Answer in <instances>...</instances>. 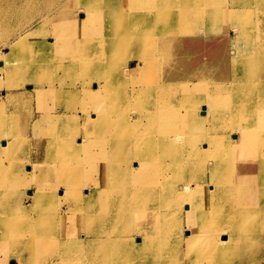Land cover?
<instances>
[{"label":"bare ground","instance_id":"6f19581e","mask_svg":"<svg viewBox=\"0 0 264 264\" xmlns=\"http://www.w3.org/2000/svg\"><path fill=\"white\" fill-rule=\"evenodd\" d=\"M61 1L51 0L33 15V19L43 18L30 31H2L0 45L8 50L3 64L7 65L6 76L15 86L31 85L41 90L45 77L62 68L69 38L92 34L97 39L105 37L103 40L111 48L121 44L114 35L117 26L113 22L117 10L128 0ZM159 1H169L159 4L171 7L173 0ZM211 3L214 15L209 11ZM229 3L186 0L184 8L191 10L183 8L175 15L170 12L165 16L160 13L165 26L153 19L154 27L140 28L138 34L130 36L133 49L111 56L109 52L110 60L93 66L95 71H89L88 76L94 82L89 77L83 80L87 73L81 69L83 87L79 86L76 93L81 103L80 130L92 141L79 138L75 144L67 140L79 133L75 111L67 115L57 111L56 106L42 108L37 116L41 123L33 129L46 125L58 131L56 140L47 143L48 148L62 142L49 155L58 177L52 180L42 174L51 168L49 164L39 167L38 162H33L36 171L30 167L24 175H18L15 165L14 171H3L4 166H0V178H4L0 179V264H10L17 255L21 259L18 264H219L220 250L215 240L221 235L228 207L235 208L238 226L256 225L254 214L264 223V205H256L252 199L260 187L251 179L260 174L247 166L264 165V0ZM5 13L13 16L7 10ZM75 13L82 17L73 18ZM222 23H228L232 32L223 34L221 39L222 32L218 31ZM145 34L151 36L146 44ZM46 37L48 43L41 42ZM144 46L138 67L127 68L122 74L127 58ZM225 48L233 51L228 60L223 55ZM49 60L53 61L50 73L42 68ZM156 61L161 64L156 65ZM101 74L103 82L99 81ZM154 79L155 88L171 95L182 92L184 114L157 108L151 114L140 109L139 116L131 121L125 113L119 121H104L99 105L104 88L130 86L134 89L132 96L144 100L143 95L150 97L151 93L141 90L142 86ZM138 83L143 85L139 87ZM21 96L35 98L25 93L0 101L1 125L29 100H19ZM62 104L58 100L57 105L65 109ZM143 118L145 121H140ZM233 118L237 120L234 122ZM233 130L237 131L238 140L232 137ZM96 136L105 144L107 157L93 166L87 179L80 163L70 161L66 154L80 156L82 150L97 142ZM9 142L10 146L5 147L2 141L0 161L3 153L10 150L11 161L16 160L13 155H17V142ZM223 170L226 176L222 175ZM29 186L31 193L23 195V189L18 190ZM231 186L237 190L233 198L228 196ZM59 187L61 194L56 195ZM85 221L90 226L82 233ZM73 222L77 223V241L67 243L65 236L68 229L72 231ZM185 229L188 233L182 236ZM63 231L67 233L64 236ZM53 243L57 244L52 247ZM40 246L49 251L40 253ZM35 249L42 257L35 254ZM73 249H77V254L68 251Z\"/></svg>","mask_w":264,"mask_h":264},{"label":"rangeland","instance_id":"374dc122","mask_svg":"<svg viewBox=\"0 0 264 264\" xmlns=\"http://www.w3.org/2000/svg\"><path fill=\"white\" fill-rule=\"evenodd\" d=\"M41 1L45 2V3H41ZM50 1L51 0H29V3H22L23 0H17V2H14V3L11 1L9 3H7V2L1 3L0 2V40L2 39V37H1L2 31H4V32L5 31H8V32L30 31L43 18V17H39V18L33 19L34 18L33 15H36L37 13L41 12L43 10V8L46 7L47 3H49ZM94 1L95 0H92V3H94ZM176 1H178V3ZM217 1H219V0H217ZM229 1H230L229 4L233 5V0H229ZM171 2H172L171 7H168V6L163 7L159 3H169V1L161 2L159 0H149V1L148 0H128L127 4H125L123 7L120 6L119 10H117V14H116L115 21H114L116 24L114 22H113V24L117 26V29H116V32L114 35L119 40H121V44H119V45L117 44L115 46V48H111V46H108L107 43H105L106 41L103 40V39H105V37L103 39L102 38L97 39V37H94V35L92 36V34L91 35L90 34L89 35L88 34H86V35L82 34V35H77L74 38H69L67 40V42H68L67 48L64 51L65 53H63L64 57H66V58L64 60L62 59L63 60L62 68H59V70H57L53 75L49 74L45 77V82H44L43 88L41 90H38L36 88H32L31 85H26V87L25 86H15L14 81L12 79H9L6 76L7 75V71H6L7 65L5 66L3 64L4 57L6 56V52L8 51L7 47H5V46L3 47L0 45V101L3 100V98L6 96L15 97V96H19V94L21 95V94H25V93L30 94L31 96L35 97V98L29 99L26 96H21V98H19V100H23V101L26 99H29V100H26V102H24V104H22V106H19L20 109L16 108L11 113V115L9 116V118L6 120V122L3 125L0 124L1 125L0 126V149H2V146H4V143H5V147H9L10 145H8V144H10V142H9L10 140H14L15 142H17L16 143L17 150L14 149L16 151L17 155H15V154L13 155V157H16V160L11 161L12 150H10L9 152L6 153L7 156L5 155V153H3L4 159L2 161H0V166L3 165L5 168V170L3 169V171H7L8 169H11V171H14L13 169H14V165H15L16 166L15 171H17L18 175L21 173L23 174V172L25 170H27L30 167L32 168L34 166L32 164L33 162H38L39 167L40 166L42 167L43 165L49 164L51 166V168L44 169L42 174L44 176H47V178H49V179H52V180L56 179V176L58 174L56 172V169L54 168V163H52V161L49 159V155L51 153H53L52 152L53 149L60 146L62 142L56 143L54 145L52 144L50 147L47 148L48 142L56 140V137H57L56 134L58 133V131L55 130L54 127L49 128L46 125H41L36 130L33 129L35 127V125H38L39 123H41V121H39L40 119L37 116H39L41 114L42 108L47 107V105L49 107L56 106L57 111L62 110L65 113H68L67 115H69L70 113L75 111V114H78V116H79L77 118V124H80L78 126L79 133L77 135L75 134V136H73V138H72V135H73L72 134L70 138L67 137V140L71 139L70 141H73V143H75V144H77V139H79V138H84L86 141H90L91 139L89 140L86 136H84V134H82L83 133L82 130H80L82 128V116H81L80 109H79L81 103H80V100L77 99L76 93H77V89L79 88V86H81L80 89H82V87H83L82 85H80V83H82L80 76L84 74V73H82L83 72L82 70L85 69V72L87 73L84 75L83 80H88L89 78H91L88 76V72L91 71L94 73V71H95V70H93V66H95L98 62H102L103 60H105V61H106V59L110 60L109 52H110V56H111L114 52H115V54L116 53L118 54V52H121L123 54L124 52H127V50L130 51L131 48L133 49V46L131 45L132 44L131 43L132 37H130V36H135L136 32H137L136 34H138V32L141 30L140 28H145V29L147 28L148 29V26L154 27V25L152 23L153 19L155 21H160L161 25L165 26V24H163L165 21V18L162 16H165L166 14H169L170 12H172L173 15H175L176 12L177 13L181 12L185 8L188 9L187 6L184 8V5H187L186 0H173ZM61 3L67 4V0H62ZM41 4H43V7L39 8L38 6H40ZM208 4L209 3H205V5H208ZM222 4L223 3H215V5H217V6H222ZM72 8L69 7V9H72ZM6 10L11 12L13 14V16L7 17V15L5 13ZM178 10H180V11H178ZM188 10H191V7ZM214 10H215V7L211 3L209 11L211 13H213V15L216 13V11H214ZM166 11H169V12H166ZM160 13L163 15L160 16L161 15ZM25 16H27V17L25 18ZM81 17H82L81 13H75L73 16V18H75L77 20H79V18H81ZM119 18H121V19H119ZM210 18H211V22H212V17L210 16L208 19H210ZM208 19H206V20H208ZM128 26H129L130 30L127 28ZM221 26H222L221 29L219 27L218 28L216 27V28L220 29L218 32H222V34L220 35V37L222 39L223 34L230 35L232 30H231L230 26L228 25V23H222ZM148 34H145V44L148 41V39L151 38V36H149ZM127 35H129V38ZM48 38L49 37H46L43 40L41 39V42L48 43V41H47ZM226 39H228V41L230 40L229 37H225V40ZM86 43H87V45H86ZM141 48L144 49L145 46L140 47L138 50L135 49V54L132 57L127 58V60L125 62V66H124L125 69H123L122 74H124L126 72L127 68H131L132 66H133V68L138 67V64H139L138 58L141 57L142 54L144 53ZM231 53H233L232 48H227V49L225 48V52L223 53L224 58L226 60H228L230 58ZM84 54H86V55H84ZM77 55L79 58L77 57ZM70 56H72L70 58L71 60L69 59ZM73 57H75V58H73ZM125 58H126V55H123V59H125ZM56 64H58V63L56 62ZM155 64L160 65L161 61H156ZM52 66H53V61L49 60L45 64L42 65V68L46 69V72L48 70L50 73ZM7 69H8V67H7ZM225 72L228 73V68H226ZM56 74H58V75L56 76ZM103 77H104V75L101 74V78L99 81L102 80V82H103V79H104ZM90 80H92V82H94L95 79L92 77ZM155 80L156 79L153 80L154 82L152 80H151L152 82L148 81L145 85H143V83L140 84V86L143 85L142 86L143 88L145 87L144 89L142 88L141 90H146L147 93H151V95L148 94L150 97L143 95L144 100L142 97L139 100H137L136 97H133L132 95H133L134 89L133 90L130 89L131 88L130 86L127 87L126 89L123 87L121 88V86L120 87L109 86V87L104 88L103 93H102L103 97H100L101 102H99V105L102 108V113H103L102 115H103L104 121H107V123H108L109 121H112V119L117 120V118H118L117 121H119V117L122 116L123 113H125L127 118L131 121L132 118L139 116L138 110H140V109H145V110H147V113H151V114L153 113L152 111H154V108H157L158 110H163V109L164 110H167V109L171 110L172 109V111H174V113H177V112H175V110H178L179 112H182L184 114L185 110H184V106L182 103V92L179 91L178 94L176 92V93H173L172 95L168 94L169 93L168 91L166 93L165 90H163V89L155 88ZM59 82L60 83L62 82V85L59 84ZM26 84H29V82H27ZM89 84H91V83H89ZM138 86H139V83H138ZM138 86H136L135 89H137ZM26 88H28V89H26ZM156 90H157V92H156ZM161 92L162 93L164 92V94H162ZM106 93H108V94H106ZM145 94H146V92H145ZM9 95H13V96H9ZM48 95H51V97ZM79 96H80V94H79ZM81 97H83V95H81ZM157 97H158V99H157ZM57 99L60 100V103H63L62 106L65 107V109L57 105L58 104ZM155 99H156V104H154ZM123 100H125V101H123ZM47 101H48V104H47ZM161 102H163L165 104H163ZM37 103L39 104V106ZM119 103H120V105H119ZM131 103H132V107L130 106ZM112 104H113V106H112ZM167 104H168V106H166ZM169 104H170V106H169ZM179 104H180V106H179ZM105 105H107V106H105ZM154 105H156V106H154ZM67 107H69V109H68L69 111L66 110ZM137 107H139V108H137ZM179 108H181V109H179ZM129 111H130V113H129ZM93 112L94 111L91 110V113H93ZM118 113H120V114H118ZM1 115H3V113H0V117H1ZM68 120H70V119H68ZM233 120L235 122V120H237V118L236 119L233 118ZM140 121L144 122L145 118L141 119ZM238 121H242V119H238ZM215 122H216V120L213 121V123H215ZM64 136L65 135H63V137ZM232 137L235 138V140H238L237 131L233 130ZM50 138H52V139H50ZM96 138H97L96 139L97 142L96 143L92 142V144H91L92 146H90L89 149L82 150L81 151L82 154L79 153L80 156H73L71 153H69V151L66 152V153H69L66 155L69 159L71 158L70 161L77 160L80 163L81 173L83 174V177H85L87 179L90 178V175L93 171V166L97 163L102 162L107 157V154L105 153L106 148L103 147L105 144L101 142V139L98 136H96ZM60 139H63V138H59V140ZM2 141L4 143H2ZM53 143H55V142H53ZM14 144H12L13 148H14V146H13ZM36 155H38V156H36ZM26 159H27V161H26ZM230 160L233 162V157H231ZM74 163H76V169L75 170H76V174H77V162H74ZM247 166H249L251 169L255 170L256 173L258 172L260 174L259 177H257V174H256L255 177H253L251 179L255 185L260 187V191L256 194H254L252 199L256 205L260 206V203L262 205H264V165L261 168H258L256 163L250 164ZM33 168H32V170L36 171L35 168L34 169ZM88 174H89V176H88ZM67 175L68 174H66V177H67ZM222 175L226 176L224 170L222 171ZM0 179H4V178L1 177ZM261 188H263V190H261ZM21 189H23L21 191L23 195L31 193V190H32V188L30 186L27 188L21 187L18 190L20 191ZM60 190H62V188L59 187L55 191L56 195L61 194ZM242 193H243V191L241 192V194ZM236 195H237L236 188L231 186V188L229 189V195L228 196H231L233 198L234 196L236 197ZM235 211L236 210L234 207H233V209H229V207H228L224 211V214H225L224 215V219H225L224 226L221 227L222 232H221V235H219L218 240H215L216 244L220 250L219 251V258H218L217 262H219V264L220 263H223V264H264V223H261L258 219L257 214H254L252 216L253 217L252 220L254 221V223L256 225H254V226L253 225H246L244 227L238 226L237 225L238 224L237 215H236ZM74 222H73V224H74ZM69 223H67V224H69ZM74 225L70 226V228L73 227L72 231H69L70 229L67 230L68 234L64 231L61 234L62 236L67 234L66 235L67 237L65 236L67 243L68 242L72 243V242L77 241V223L75 226ZM89 226H90V223L85 221V223H83V225H82V231L81 232L85 233L89 229ZM52 231H54V229ZM58 232H59V230H58ZM186 233H188V231L186 229L181 231L182 236L185 235ZM47 240H49V239H47ZM57 243H53V244H51V246L54 247V245H56ZM40 248L42 250L40 253H44L46 251H49V249L47 247L45 248L43 246H40ZM37 251L38 250L35 249V254L38 257H42V254L39 256L37 254L38 253ZM68 251H70V252L72 251V252H75L77 254V252H76L77 249L68 250ZM86 254H88V253H86ZM220 255L223 256L222 260H221ZM17 256L11 258L12 264H18L19 261L21 260L19 258V256L18 257ZM35 258H33V261ZM213 262L214 261L210 262L209 264H213ZM232 262H234V263H232ZM29 264H31V263H29Z\"/></svg>","mask_w":264,"mask_h":264},{"label":"water","instance_id":"95a60500","mask_svg":"<svg viewBox=\"0 0 264 264\" xmlns=\"http://www.w3.org/2000/svg\"><path fill=\"white\" fill-rule=\"evenodd\" d=\"M132 66V65H131ZM10 264H12V262H10Z\"/></svg>","mask_w":264,"mask_h":264}]
</instances>
